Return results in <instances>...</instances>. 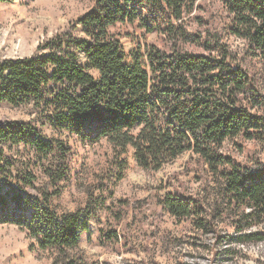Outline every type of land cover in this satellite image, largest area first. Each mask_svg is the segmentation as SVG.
<instances>
[{
    "label": "trees",
    "instance_id": "16d2710c",
    "mask_svg": "<svg viewBox=\"0 0 264 264\" xmlns=\"http://www.w3.org/2000/svg\"><path fill=\"white\" fill-rule=\"evenodd\" d=\"M203 1L96 0L34 56L0 63V105L28 108L34 117L0 120V224L18 226L40 249L61 253L76 249L89 231L92 202L64 215L53 207L70 177L72 148L47 136V128L81 143L108 140L120 153L130 146L146 170L198 155L220 186L218 196L206 201L177 188L160 200L162 208L198 231L228 219L226 227L237 233L233 241L264 242V231H244L264 225V162L247 166L222 152L228 140L264 141V81L249 64L264 67V0H212L231 18L228 33L244 41L242 57L194 17L204 11ZM119 23L160 37L146 47L148 71L138 55L126 63L121 41L110 32ZM118 167L116 183L123 178L124 166ZM117 237L102 232L99 241Z\"/></svg>",
    "mask_w": 264,
    "mask_h": 264
},
{
    "label": "rangeland",
    "instance_id": "374dc122",
    "mask_svg": "<svg viewBox=\"0 0 264 264\" xmlns=\"http://www.w3.org/2000/svg\"><path fill=\"white\" fill-rule=\"evenodd\" d=\"M95 2H0V63L34 56L40 45L91 12ZM202 4L204 11L194 13V17L209 23L208 28L222 35L224 44L239 57L244 56V41L227 31L231 18L223 5L212 0ZM110 32L121 41L126 63L133 65L134 56L138 55L141 65L148 71L146 47L159 43L160 37L145 35L137 25L122 23L112 27ZM249 62L264 81L263 65L257 60ZM79 64H87L83 53H80ZM90 73L95 79L99 78L97 72L90 70ZM3 118L26 122L34 117L28 108L0 105V120ZM45 131L47 136L67 140L72 148L70 177L60 184V196L53 199L55 211L58 215L74 213L92 202L96 216L89 231L82 235L79 246L64 253L58 249L42 250L24 229L0 224V264H264V242L242 245L233 241L237 233L226 227L228 219L223 223L216 219L213 229L198 231L191 220L176 219L160 205L164 195L177 188L206 201L218 196L220 186L198 155L185 153L162 169L152 171L138 165L135 150L130 146L125 153H120V149L108 140L81 143L66 133L47 128ZM222 152L250 166L257 161L264 162V141L228 140ZM121 165L124 166L123 178L116 183ZM217 205L223 207L222 202ZM111 231L118 237L102 245L100 233ZM244 231H264V225Z\"/></svg>",
    "mask_w": 264,
    "mask_h": 264
}]
</instances>
